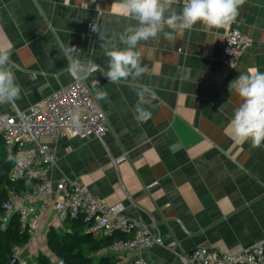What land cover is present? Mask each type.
I'll list each match as a JSON object with an SVG mask.
<instances>
[{"label": "crops", "instance_id": "1", "mask_svg": "<svg viewBox=\"0 0 264 264\" xmlns=\"http://www.w3.org/2000/svg\"><path fill=\"white\" fill-rule=\"evenodd\" d=\"M120 3L0 0V46L10 48L22 89L18 100L0 104V113L25 111L75 81L67 71L69 54L91 60L100 71L81 80L106 114L104 136L42 143L57 157L49 173L54 182L79 181L162 237L163 246L118 254L121 263L138 257L146 264H186L183 256L198 247L240 252L264 241V146L236 143L227 131L242 103L229 83L251 68L264 72V0H245L233 22L252 40L236 67L224 62L226 28L198 23L177 32L174 43L138 44L148 74L111 83L101 74L105 51L112 44L125 47L119 35L135 24ZM182 7L177 2L174 10ZM88 25L96 26L95 35ZM93 80L107 93L105 100L96 98ZM145 88L142 100L137 93ZM141 112L150 116L140 119ZM54 216L38 229L45 237L60 223ZM29 244L19 249L26 257Z\"/></svg>", "mask_w": 264, "mask_h": 264}, {"label": "built area", "instance_id": "2", "mask_svg": "<svg viewBox=\"0 0 264 264\" xmlns=\"http://www.w3.org/2000/svg\"><path fill=\"white\" fill-rule=\"evenodd\" d=\"M177 2L184 3V0ZM95 33L96 26L88 25V34ZM251 43V38L234 28L233 23L228 26L222 43L225 64L236 67ZM74 113L79 114L78 125L71 119ZM107 126L105 112L83 80L73 81L25 111L0 113V143L12 163L11 177L17 180L26 175L37 182L33 191L11 194L4 204L6 212L1 229L7 228L16 212L21 215L23 228L29 229L31 235L53 212L55 220L62 224L70 217L83 215L90 223L88 232L98 238L116 233L124 235L97 256L117 258L118 254L140 253L163 246L162 237L152 233L145 223L125 217L121 205L106 204L79 181L59 179L54 182L50 177L57 157L43 140L69 136L81 140L102 139ZM56 197L58 199L54 200ZM183 260L186 264H264V241L240 252L198 247L183 256ZM131 264L146 263L136 257Z\"/></svg>", "mask_w": 264, "mask_h": 264}, {"label": "clouds", "instance_id": "3", "mask_svg": "<svg viewBox=\"0 0 264 264\" xmlns=\"http://www.w3.org/2000/svg\"><path fill=\"white\" fill-rule=\"evenodd\" d=\"M245 0H184L179 13L174 10L177 0H121L123 13L135 21L119 35V42L105 51L107 69L102 75L111 83L121 80H136L148 74L149 68L141 60L137 46L141 42L161 39L174 43L177 32L192 30L198 23L216 29L230 26L239 14ZM95 30V29H94ZM68 73L76 80H87L100 66L91 60H81L68 55ZM15 64L11 59L10 48L0 46V104L13 103L21 96V85L16 81ZM98 100H105L107 93L101 90L99 81L91 84ZM229 90L235 91L242 103L234 110L227 126L230 137L236 143L250 142L253 148L264 146V72L251 68L239 73L229 83ZM148 89L138 91L143 100ZM150 113L141 112L140 119L146 120ZM74 124L79 123V114L71 117Z\"/></svg>", "mask_w": 264, "mask_h": 264}, {"label": "trees", "instance_id": "4", "mask_svg": "<svg viewBox=\"0 0 264 264\" xmlns=\"http://www.w3.org/2000/svg\"><path fill=\"white\" fill-rule=\"evenodd\" d=\"M0 264H9L16 250L29 244L32 235L29 229L23 228L21 215L14 213L5 230L1 229V221L5 215L4 204L11 194H21L33 191L37 182L26 175L15 180L11 177L12 163L5 156V149L0 143ZM64 230L51 227L46 235L48 250L60 262L65 264H115L119 258L97 256L104 248L115 240L124 238L122 233L101 238L88 232L90 223L83 215L68 218L64 223ZM37 264H52L49 257L40 254ZM15 264H20L17 262Z\"/></svg>", "mask_w": 264, "mask_h": 264}, {"label": "rangeland", "instance_id": "5", "mask_svg": "<svg viewBox=\"0 0 264 264\" xmlns=\"http://www.w3.org/2000/svg\"><path fill=\"white\" fill-rule=\"evenodd\" d=\"M1 149L2 147H0V150ZM56 226L57 229L60 231V233L63 232L64 230L63 224L59 223L56 224ZM38 229L32 233V238L30 240L31 243L29 244V246L27 248H24L25 251H28L27 252L28 256L26 257V254L25 253L23 254V249L22 252L21 250H17L18 252L16 251V255H18L20 258V264H37L38 259H36L35 256L37 255L38 258L40 254L49 257L52 264H59L60 261L48 250L45 235L42 234L43 232H40ZM26 258H28V260H26Z\"/></svg>", "mask_w": 264, "mask_h": 264}, {"label": "water", "instance_id": "6", "mask_svg": "<svg viewBox=\"0 0 264 264\" xmlns=\"http://www.w3.org/2000/svg\"><path fill=\"white\" fill-rule=\"evenodd\" d=\"M17 262H20V259L17 257V255H13L11 257L9 264H15ZM59 264H65V262H60Z\"/></svg>", "mask_w": 264, "mask_h": 264}]
</instances>
